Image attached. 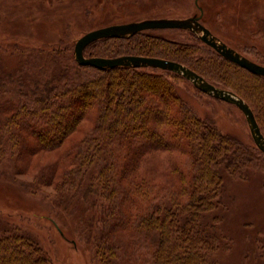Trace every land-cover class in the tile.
<instances>
[{
	"label": "trees",
	"instance_id": "trees-1",
	"mask_svg": "<svg viewBox=\"0 0 264 264\" xmlns=\"http://www.w3.org/2000/svg\"><path fill=\"white\" fill-rule=\"evenodd\" d=\"M230 1L236 10L261 4ZM10 17L0 10V25ZM188 32L189 42L157 30L103 38L87 45L85 55L183 63L244 98L264 133V76ZM65 38L13 50L31 60L33 72L10 77L0 65V188L40 200L65 238L69 231L74 242L90 245L94 264H229L223 255L235 238L220 214L227 180L264 178V152L224 131L210 113L200 115L179 92L182 75L81 65ZM246 50L264 65L258 45ZM1 230L0 264H54L27 230ZM253 236L240 264H264L258 250L261 244L264 251V239Z\"/></svg>",
	"mask_w": 264,
	"mask_h": 264
},
{
	"label": "rangeland",
	"instance_id": "rangeland-1",
	"mask_svg": "<svg viewBox=\"0 0 264 264\" xmlns=\"http://www.w3.org/2000/svg\"><path fill=\"white\" fill-rule=\"evenodd\" d=\"M96 1L0 0V10L11 16L0 25V65L4 73L11 77L18 71L33 72L36 69L31 60L13 54L14 49L19 52L29 46L56 43L64 37L74 48L76 40L93 29L143 19H184L200 14V7L203 8L202 21L229 46L254 60L257 57L245 51L247 46L258 45L264 53L263 0H259V8L246 6L240 10L231 9L235 2L230 0H102L100 7L95 6ZM88 8L91 11L86 17L83 11ZM66 28H69L68 33L64 32ZM156 30L181 42L193 40V35L185 30ZM16 43L19 49L15 47ZM18 60L21 67L17 64ZM178 83L180 94L200 115L210 113L224 131L239 136L246 143H254L246 117L237 106L197 91L187 79ZM132 130L141 135L148 134L140 128ZM226 187V205L220 214L223 225L232 232L235 241L232 249L223 255V260L229 264H240L250 237L260 234L259 239H264V178L247 181L228 179ZM21 194L24 197L20 199L7 189L0 188V231L8 225H18L27 230L50 253L54 264H94L89 244L74 242L75 236L69 231L66 232L69 238H65L49 219L41 201L32 195ZM27 199L31 201L25 202ZM253 245L258 247L256 242ZM261 247L260 244L258 250L262 256L264 251Z\"/></svg>",
	"mask_w": 264,
	"mask_h": 264
},
{
	"label": "water",
	"instance_id": "water-1",
	"mask_svg": "<svg viewBox=\"0 0 264 264\" xmlns=\"http://www.w3.org/2000/svg\"><path fill=\"white\" fill-rule=\"evenodd\" d=\"M163 28L191 30L199 35L201 40L215 49L223 57L239 64L247 70L264 76V65L260 64L226 42L220 40L201 22V15H194L184 19H143L124 24H112L90 30L77 39L74 46L76 60L81 65H91L98 69L114 68L118 66L152 67L176 72L190 80L200 91L217 99L238 106L244 113L253 140L257 147L264 152V133L256 119L249 103L235 91L218 86L207 80L195 70L178 61L143 55H121L117 57L86 56L85 48L90 43L103 38H122L133 36L141 31Z\"/></svg>",
	"mask_w": 264,
	"mask_h": 264
}]
</instances>
